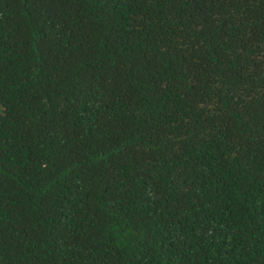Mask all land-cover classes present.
<instances>
[{"label":"trees","instance_id":"trees-1","mask_svg":"<svg viewBox=\"0 0 264 264\" xmlns=\"http://www.w3.org/2000/svg\"><path fill=\"white\" fill-rule=\"evenodd\" d=\"M0 264H264V0H0Z\"/></svg>","mask_w":264,"mask_h":264}]
</instances>
